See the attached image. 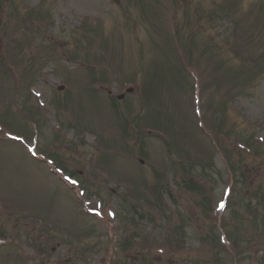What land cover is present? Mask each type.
I'll use <instances>...</instances> for the list:
<instances>
[{"label": "rangeland", "instance_id": "1", "mask_svg": "<svg viewBox=\"0 0 264 264\" xmlns=\"http://www.w3.org/2000/svg\"><path fill=\"white\" fill-rule=\"evenodd\" d=\"M260 63L264 0H0V264H264Z\"/></svg>", "mask_w": 264, "mask_h": 264}, {"label": "flooded vegetation", "instance_id": "2", "mask_svg": "<svg viewBox=\"0 0 264 264\" xmlns=\"http://www.w3.org/2000/svg\"><path fill=\"white\" fill-rule=\"evenodd\" d=\"M125 241H127V238L125 237ZM115 241L112 239L111 240V245H113V244H115V243H117V242H115ZM163 258L161 259V258H159V259H156V260H147L146 262H144V261H141L140 263H138L137 261H135V258H133V260H132V263L134 262L135 264H163Z\"/></svg>", "mask_w": 264, "mask_h": 264}, {"label": "trees", "instance_id": "3", "mask_svg": "<svg viewBox=\"0 0 264 264\" xmlns=\"http://www.w3.org/2000/svg\"><path fill=\"white\" fill-rule=\"evenodd\" d=\"M221 130L223 131V128L221 127ZM221 133H224V132H221Z\"/></svg>", "mask_w": 264, "mask_h": 264}, {"label": "snow or ice", "instance_id": "4", "mask_svg": "<svg viewBox=\"0 0 264 264\" xmlns=\"http://www.w3.org/2000/svg\"><path fill=\"white\" fill-rule=\"evenodd\" d=\"M221 208H223V204H221Z\"/></svg>", "mask_w": 264, "mask_h": 264}]
</instances>
